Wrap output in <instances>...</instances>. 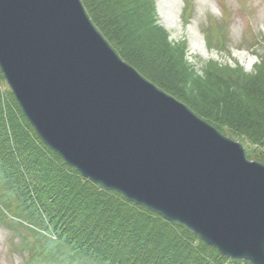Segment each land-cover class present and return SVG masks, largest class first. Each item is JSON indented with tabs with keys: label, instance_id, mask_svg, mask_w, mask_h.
Instances as JSON below:
<instances>
[{
	"label": "water",
	"instance_id": "obj_1",
	"mask_svg": "<svg viewBox=\"0 0 264 264\" xmlns=\"http://www.w3.org/2000/svg\"><path fill=\"white\" fill-rule=\"evenodd\" d=\"M0 68L84 177L264 264V162L126 62L82 0H0Z\"/></svg>",
	"mask_w": 264,
	"mask_h": 264
},
{
	"label": "trees",
	"instance_id": "obj_2",
	"mask_svg": "<svg viewBox=\"0 0 264 264\" xmlns=\"http://www.w3.org/2000/svg\"><path fill=\"white\" fill-rule=\"evenodd\" d=\"M82 2L125 61L220 131L231 129L258 144L256 158L264 162V54L252 73L210 61L206 77L192 78L197 73L187 60L188 45L169 40L158 23L157 0ZM0 204L1 216L14 214L13 229L31 235L33 241L23 237L25 248L37 257L47 253V264H251L224 256L186 226L82 176L39 137L1 69Z\"/></svg>",
	"mask_w": 264,
	"mask_h": 264
},
{
	"label": "rangeland",
	"instance_id": "obj_3",
	"mask_svg": "<svg viewBox=\"0 0 264 264\" xmlns=\"http://www.w3.org/2000/svg\"><path fill=\"white\" fill-rule=\"evenodd\" d=\"M188 1L157 0V14L158 23L169 33V40L175 43L182 41L187 43V60L197 73V77L192 78L206 77L205 68L210 61H216L223 66L230 65L239 68L238 70L242 67V72L252 73L259 62V57L264 54L262 43L264 42V0H193L190 19L185 23L184 12ZM223 25L228 26V29H221L224 28ZM112 47L117 51L113 45ZM186 82L190 84L189 81ZM236 84L241 88L239 83ZM210 93L211 91L207 89L203 94L206 97ZM251 99L253 98H248L249 101ZM197 103L208 107L207 103L200 101ZM210 107L218 110L215 105ZM247 124L248 122L244 120L243 125ZM225 131L227 134L221 132L230 134L231 136H228L243 143L247 156L257 160L256 154L260 151L258 144H250L242 140L237 136L239 134L231 129L225 128ZM0 217L2 218L0 219V264H33L34 256L35 264H47L44 259L47 253H38L40 257H37L36 253L33 255L30 249L23 245L25 235L31 241L33 239L25 229L21 228L18 232L13 229L9 220L14 214L10 211ZM51 237L56 239V236ZM43 244L46 245L45 242ZM60 263L65 264L64 259L58 264Z\"/></svg>",
	"mask_w": 264,
	"mask_h": 264
}]
</instances>
